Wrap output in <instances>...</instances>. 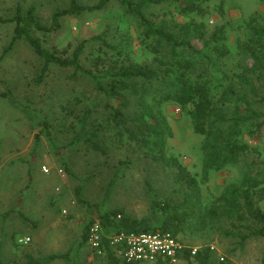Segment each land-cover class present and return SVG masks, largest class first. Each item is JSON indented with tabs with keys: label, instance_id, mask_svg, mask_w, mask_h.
Listing matches in <instances>:
<instances>
[{
	"label": "rangeland",
	"instance_id": "1",
	"mask_svg": "<svg viewBox=\"0 0 264 264\" xmlns=\"http://www.w3.org/2000/svg\"><path fill=\"white\" fill-rule=\"evenodd\" d=\"M79 1L92 4L97 0ZM67 3L68 0H0V16L11 17L17 5L24 11L33 4L38 18L48 23L53 11ZM206 4L207 14L202 17L182 15L160 5L151 6L147 13L155 20L167 18L181 23L202 20L209 32L222 26L229 46L222 65L235 70V63L241 58L242 63L249 64L250 59L239 54L236 44L246 32L243 21L254 13L264 14V0H207ZM60 22L54 31H32L46 48L60 55L69 54L79 40L107 27V39L115 42L123 38L132 60L141 63L152 60L153 53L142 39L138 23L115 1L100 10L64 16ZM13 27L14 22H0V55L11 39ZM193 43L201 46L196 39ZM99 52L97 41H87L81 63L96 70L94 59ZM41 63V58L21 39L0 58V79L14 100L0 96V255L8 264H22L26 254L35 258L66 254L45 264H108L104 253H97L87 241L81 243L82 227L95 216V208L78 202L75 186L81 184L85 200L100 203L108 181L115 174L103 208H119L134 218H148L151 223L161 218L160 211L151 208V201L166 199L177 204L182 200L183 186L175 178L176 168L144 157L142 150L121 136L120 130L108 121L102 95L89 76H72L70 67L51 65L47 75L38 81ZM21 104L30 107L32 112L28 114L32 119L20 109ZM121 108L131 117L135 107L132 102ZM85 109L91 110L90 121L101 133L104 153L83 144L68 145L76 130L77 117ZM162 109L173 134L167 140L168 155L175 156L200 179L203 136L193 131L190 117L177 104L167 102ZM39 120L47 122V126L42 128ZM241 138L256 146L264 159V126L257 134H243ZM238 175L234 167L211 171L206 183L200 184L201 203L206 205L211 196L218 195ZM259 205L264 210V199ZM201 208L197 209L198 214ZM197 213L191 211L187 217L189 227L178 234L184 247L209 245L210 264H264V236L239 243L236 236L226 233L225 220L196 227L193 222ZM24 236L30 238L27 243L19 241ZM173 264L198 263L190 258V262L177 259Z\"/></svg>",
	"mask_w": 264,
	"mask_h": 264
},
{
	"label": "trees",
	"instance_id": "2",
	"mask_svg": "<svg viewBox=\"0 0 264 264\" xmlns=\"http://www.w3.org/2000/svg\"><path fill=\"white\" fill-rule=\"evenodd\" d=\"M111 1L133 17L141 28V37L153 53L150 63H141L128 56L123 38L110 42L107 27L88 39L79 40L67 55L46 48L32 34L33 30L49 32L57 30L64 16L100 10ZM207 0H97L84 4L68 0L65 7L56 8L48 23L42 22L33 4L23 11L17 5L11 17H1L0 22H14L13 33L2 55L17 40L26 41L42 63L36 80H42L51 65L70 67L72 76L84 74L91 78L94 87L102 95L107 118L141 150L144 157L163 166L176 168V180L183 186L182 200L171 204L166 199L151 201V208L161 213V218L151 223L148 218H134L119 208L104 209L115 174L108 181L102 202L90 203L82 197V186H75L78 202L89 209L95 208V216L82 227L81 243L88 238L89 228L98 222L101 230V247L108 264H141L122 259L110 236L119 232L169 231L178 235L189 227V214L197 213L196 227L210 226L220 220L228 222L227 234L236 236L239 243L250 237L264 236V210L259 202L264 199V159L260 150L242 140L243 134H257L264 126V14L254 13L243 21L244 38L237 41L238 52L250 59L249 64L241 58L232 70L222 65L227 46L222 26L209 32L202 20L191 19L176 22L167 18L155 20L147 11L151 6H167L182 15L207 14ZM193 39L201 42L197 47ZM87 41H97L99 53L94 59L96 70L81 63L80 57ZM66 52V50H63ZM0 55V58L2 57ZM100 65L102 68H97ZM0 79V96L14 102L12 92ZM116 100L114 104L112 101ZM134 109L127 117L121 107ZM167 102L177 104L190 117L193 131L202 135L200 179L191 174L173 155H168L166 145L172 137L162 106ZM20 109L30 117V107L21 104ZM91 110L85 109L77 117L76 130L68 145L83 144L104 153L101 133L90 121ZM32 119V117H30ZM38 124L47 126L39 120ZM46 129V128H45ZM48 133L47 130H45ZM38 139V135H36ZM228 167L238 169L236 179L227 182L220 193L211 196L206 205L201 203L200 184L206 183L211 171ZM69 172L68 168L65 167ZM204 205V206H203ZM1 246V242H0ZM96 251V250H95ZM183 247L177 258L195 259L198 264H210L212 251L209 245L197 248ZM66 254H50L44 257L25 255L22 264H45ZM0 264L5 263L0 255ZM153 264H172L167 258H159Z\"/></svg>",
	"mask_w": 264,
	"mask_h": 264
},
{
	"label": "built area",
	"instance_id": "3",
	"mask_svg": "<svg viewBox=\"0 0 264 264\" xmlns=\"http://www.w3.org/2000/svg\"><path fill=\"white\" fill-rule=\"evenodd\" d=\"M46 171L47 169L44 168ZM30 240L28 236L19 238L22 243ZM87 242L102 254L101 230L98 222H94L88 233ZM110 243L118 246L122 259L126 262L154 263L159 258H167L170 262L177 260V251L183 248L178 235L169 231L119 232L110 236ZM197 248H192V253Z\"/></svg>",
	"mask_w": 264,
	"mask_h": 264
}]
</instances>
